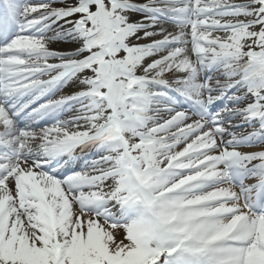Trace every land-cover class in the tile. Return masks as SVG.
Instances as JSON below:
<instances>
[{"label":"snow or ice","instance_id":"snow-or-ice-1","mask_svg":"<svg viewBox=\"0 0 264 264\" xmlns=\"http://www.w3.org/2000/svg\"><path fill=\"white\" fill-rule=\"evenodd\" d=\"M0 264H264V0H0Z\"/></svg>","mask_w":264,"mask_h":264}]
</instances>
